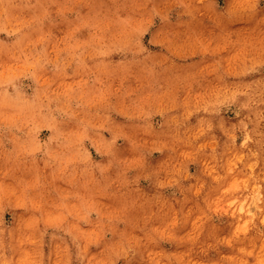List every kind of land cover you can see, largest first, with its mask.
<instances>
[{
    "label": "rangeland",
    "instance_id": "374dc122",
    "mask_svg": "<svg viewBox=\"0 0 264 264\" xmlns=\"http://www.w3.org/2000/svg\"><path fill=\"white\" fill-rule=\"evenodd\" d=\"M0 264H264V0H0Z\"/></svg>",
    "mask_w": 264,
    "mask_h": 264
}]
</instances>
